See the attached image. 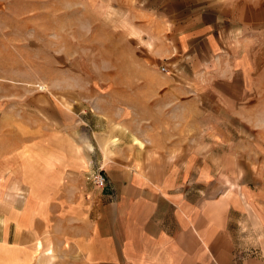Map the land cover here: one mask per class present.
<instances>
[{
    "label": "crops",
    "instance_id": "obj_1",
    "mask_svg": "<svg viewBox=\"0 0 264 264\" xmlns=\"http://www.w3.org/2000/svg\"><path fill=\"white\" fill-rule=\"evenodd\" d=\"M131 5L135 53L142 45L168 70L150 91L169 121L104 155L106 184L88 187L76 212L86 230L76 264H264V207L249 198L244 164L245 88L264 66V0Z\"/></svg>",
    "mask_w": 264,
    "mask_h": 264
},
{
    "label": "rangeland",
    "instance_id": "obj_2",
    "mask_svg": "<svg viewBox=\"0 0 264 264\" xmlns=\"http://www.w3.org/2000/svg\"><path fill=\"white\" fill-rule=\"evenodd\" d=\"M133 6L0 0V264H17L19 255L25 264L80 263L86 230L76 212L96 186L92 173L105 175L104 157L123 140L140 144L149 123L169 121L151 106L163 74L145 47L135 53ZM251 76L245 185L264 207V66Z\"/></svg>",
    "mask_w": 264,
    "mask_h": 264
},
{
    "label": "built area",
    "instance_id": "obj_3",
    "mask_svg": "<svg viewBox=\"0 0 264 264\" xmlns=\"http://www.w3.org/2000/svg\"><path fill=\"white\" fill-rule=\"evenodd\" d=\"M161 71L166 72V68L162 66ZM91 178L97 187H104L106 184V177L103 174L102 170L94 171L91 175Z\"/></svg>",
    "mask_w": 264,
    "mask_h": 264
}]
</instances>
